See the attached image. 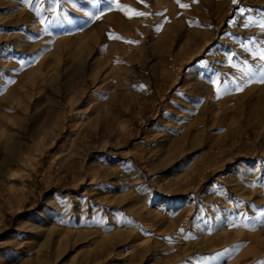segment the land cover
<instances>
[{"label":"rangeland","instance_id":"obj_1","mask_svg":"<svg viewBox=\"0 0 264 264\" xmlns=\"http://www.w3.org/2000/svg\"><path fill=\"white\" fill-rule=\"evenodd\" d=\"M2 47L0 264H264V0H0Z\"/></svg>","mask_w":264,"mask_h":264},{"label":"bare ground","instance_id":"obj_2","mask_svg":"<svg viewBox=\"0 0 264 264\" xmlns=\"http://www.w3.org/2000/svg\"><path fill=\"white\" fill-rule=\"evenodd\" d=\"M7 39V38H6ZM3 46H5V45H3ZM8 47V46H7ZM14 50V49H13ZM13 51L10 49V48H6V47H2V49H1V54H0V72H5L6 74L7 73H9V67H7V65L8 64H10V62H11V60H12V58H13V54L14 53H12ZM17 52V51H16ZM22 53V52H21ZM24 53V52H23ZM17 55V57H22L19 53H17L16 54ZM8 57H9V59H8ZM15 58V57H14ZM19 65H20V70L22 71L20 74H18L19 76L20 75H23V71H24V68H23V63H22V61L21 60H19ZM17 63V64H18ZM13 64V63H12ZM11 64V65H12ZM17 64H14V65H16V67L18 66ZM13 65V66H14ZM12 66V67H13ZM16 67H14L15 69V71H16ZM6 69V70H5ZM11 69V68H10ZM27 69V68H26ZM33 69V68H32ZM13 70V71H14ZM27 70H29V69H27ZM17 72H18V70H17ZM36 72V71H35ZM13 73H16V72H13ZM32 73V72H31ZM2 74H4V73H2ZM25 74V73H24ZM10 76V75H9ZM26 76H28V75H26ZM21 80V79H20ZM24 83L23 84H21V86L23 87V88H27V91L25 92V95L27 96L28 94H32L33 95V93H34V91H39V85H37V81H36V76H35V74L33 73V75H30V76H28L27 78H26V80L24 79ZM3 82V81H2ZM5 86V85H4ZM3 86V87H4ZM13 87V86H12ZM21 87V88H22ZM22 88V89H23ZM42 88V87H41ZM37 93V92H36ZM59 101H60V98H59ZM33 123V122H32ZM7 151H8V154L10 155L11 154V152L13 151V146L11 145V146H8V148H7ZM9 157V156H8Z\"/></svg>","mask_w":264,"mask_h":264},{"label":"snow or ice","instance_id":"obj_3","mask_svg":"<svg viewBox=\"0 0 264 264\" xmlns=\"http://www.w3.org/2000/svg\"><path fill=\"white\" fill-rule=\"evenodd\" d=\"M26 2H30V0H26ZM141 2H143V0H141ZM239 2V0H233V3L234 4H236V3H238ZM108 3H109V8L111 9V5L112 4H115V3H118V0H108ZM177 3H179V0H177ZM125 7H127V6H121V10H123V8H125ZM181 7H188V5H181ZM133 12H134V14L136 15V16H145V15H147V13H145V12H140V11H136L135 9H133L132 10ZM241 11H243V10H241ZM94 19H100V16L99 15H96V16H94L93 17ZM129 18H131V17H129ZM261 60H264V53H261V56L259 57ZM261 83H264V72H262L261 73ZM213 84H215V81H213L212 82ZM217 94L219 95V89H217Z\"/></svg>","mask_w":264,"mask_h":264}]
</instances>
